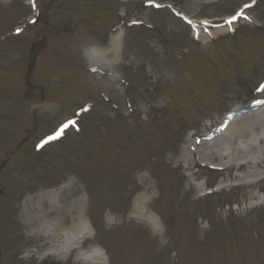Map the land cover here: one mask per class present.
Masks as SVG:
<instances>
[{"label": "rangeland", "instance_id": "374dc122", "mask_svg": "<svg viewBox=\"0 0 264 264\" xmlns=\"http://www.w3.org/2000/svg\"><path fill=\"white\" fill-rule=\"evenodd\" d=\"M25 1L0 0V189L4 188L0 195V264H94L81 258L80 250L67 257L37 258L55 244L43 246L39 238L27 242L25 213L18 207L23 193L37 188L41 189L37 196L48 191L43 200L47 216L53 198L67 205L82 199L84 210L77 209L67 225L79 214L90 222L94 235L82 251L101 246L104 258L95 264H111V248L118 264H160L151 250L168 239L170 231L165 238L155 227L130 219L134 203L145 189L140 185L144 176L154 185L151 218L160 224L172 209L181 214L174 216L178 228L173 243L169 238L162 264H262L264 207L251 208L264 198V182L250 188H226L225 193L197 200L192 181H231L237 171H189L179 165V156L185 138L193 133L197 138L214 129L241 99L257 95L253 89L264 79V29H253L252 39L245 33L251 26L264 27V0L168 1L181 2L173 5L191 20L232 17L243 9L244 15L231 26L226 21L187 26L168 8H151L148 0H69L80 20L75 15L70 25L66 24L61 8L52 6L37 27L28 23L34 13H29L31 0ZM246 4L251 6L245 8ZM119 12L150 21L153 26L132 27L114 53L113 38L104 36L118 23ZM22 19L25 31L14 36ZM70 26L75 33L82 32L78 52L87 48L85 55L91 57L86 64L102 62L105 68L121 70L117 74L144 96L147 93L140 88L149 79L150 67L161 79L157 84L161 90L147 99L139 97L131 107L122 100V111H116L112 104L100 101L98 93L105 86L123 99L122 86L115 78L85 74L90 85L80 82L75 88L79 78L83 79L74 66L78 54H74L75 34ZM239 28L242 37L224 38ZM7 33L12 36L2 40ZM192 39L204 46H196ZM33 49L38 56L37 69L29 68ZM84 100L95 105L84 117L81 135L71 132L67 139L35 153V140L59 120L70 117L71 107ZM161 106L171 112H163ZM63 181L66 183L59 188L45 189ZM234 202L239 211L233 210ZM254 225L262 231L259 245L254 243L257 235L248 232ZM207 227L209 230L204 229ZM231 231L238 238L235 244L228 235ZM198 232L202 238L208 233V240L201 242ZM25 251L26 255L22 254ZM31 252L38 254L32 257Z\"/></svg>", "mask_w": 264, "mask_h": 264}, {"label": "bare ground", "instance_id": "6f19581e", "mask_svg": "<svg viewBox=\"0 0 264 264\" xmlns=\"http://www.w3.org/2000/svg\"><path fill=\"white\" fill-rule=\"evenodd\" d=\"M200 22H215V19L200 18ZM117 42L114 44L115 52L120 46ZM119 56H117V59ZM254 102L250 103L253 104ZM236 107L235 110H239ZM251 109V108H250ZM212 139H207L208 135H204L200 140L189 138L185 147L179 156V165H185L189 168L191 165L199 163L206 164L208 162H216L217 167L224 170H235L239 173L233 176V179L239 182L243 188H250L258 184L262 180L261 166L264 165V107L258 110H253L236 116L228 122L227 128L223 132ZM140 185L145 189L133 206L130 219L138 220L141 223L150 225L155 231L159 230V225L156 224L153 214L149 210L150 200H154L153 192L154 185L146 176L142 177ZM199 194H202L204 188L199 186ZM38 195L39 201L34 203V206L29 204L24 208L25 224L28 226L30 235H41L48 243L61 242L64 248L61 250L55 246L57 256H65L70 251H73L76 242L69 243L63 240V236L73 235L77 238L86 228V221L82 215H78V219L73 218V224L70 228L64 227V220L61 217H73V213L77 210H84L82 199H77L72 204H64V202L56 201L54 198L50 202V209L47 214L53 216L48 219L43 208L45 203V195ZM254 196H256L254 194ZM68 202V201H66ZM81 211V212H82ZM29 235V236H30Z\"/></svg>", "mask_w": 264, "mask_h": 264}, {"label": "snow or ice", "instance_id": "6c2138e0", "mask_svg": "<svg viewBox=\"0 0 264 264\" xmlns=\"http://www.w3.org/2000/svg\"><path fill=\"white\" fill-rule=\"evenodd\" d=\"M148 3L152 4L153 0H148ZM156 7H159V5H155ZM251 5H244L245 8L250 7ZM243 9H241L240 11H238L235 15H233L230 19H228L226 22L229 24V26H231V24L233 23V21H235L238 17L243 16ZM245 19H249L248 17H244ZM133 23H138V21H133ZM190 23V22H189ZM19 29H17V32L19 33ZM75 121H69L68 123H65L61 126V128L58 130L56 137L54 138H59V136L63 135V130L64 128H67L69 126V124H74Z\"/></svg>", "mask_w": 264, "mask_h": 264}]
</instances>
